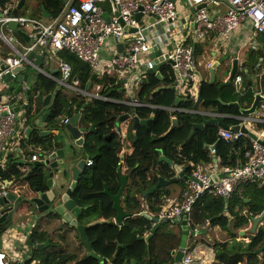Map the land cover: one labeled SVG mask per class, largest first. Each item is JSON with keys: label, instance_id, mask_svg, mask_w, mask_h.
Masks as SVG:
<instances>
[{"label": "crops", "instance_id": "obj_1", "mask_svg": "<svg viewBox=\"0 0 264 264\" xmlns=\"http://www.w3.org/2000/svg\"><path fill=\"white\" fill-rule=\"evenodd\" d=\"M11 1H16V8H18V6L22 2V0ZM45 1L46 0H24L22 3V7L19 10V15L27 16L26 14H24V12H27L30 13L28 17L44 20L52 18L53 16H51L52 14L49 12L50 10L48 11L45 6ZM191 8H187V10L181 9V12L184 13L185 16H189V14H191ZM209 8L213 12L218 11L222 13L226 12L228 9L225 3L210 5ZM190 17H193V15ZM178 31L179 34L183 37V39L181 40L191 43L195 47V51L197 54L196 57L199 72V80L196 86L193 87V93H195V97L193 98L190 97L192 93H190L186 89L181 88V85L178 81V77L170 62H166L161 66L159 70L161 72V75H157L156 73H149L150 75H155L156 77H158V80L154 81L152 87L154 86L156 88L155 93L163 91L160 92L159 97L157 98L154 95H150L141 98L140 92L143 87V84L147 80V75H149L148 73H142V71L140 70L133 76H121L116 71H110L101 74L97 73L96 76H94L95 72H93L89 66L91 79L89 80L87 87H83L81 85L79 73L77 72V70L76 73L75 70L73 71L74 77H72V79H70L69 81L71 86H65L61 85L59 82L62 77V72L58 66V60L64 59L67 62H70V64L72 65L74 64V62L72 63L68 59V57L63 56V51L48 53L46 52V50L42 52L39 48L33 51L36 55L33 56L32 61L35 63L36 60H38L39 58L40 66H38L37 68L34 67L35 70H32L33 76L35 75V79L29 80L28 82L24 83L23 88L18 92L26 95V99L24 101L15 102L18 103V107L21 106V108L19 107V110L15 109L19 119L18 128L20 129V132L17 133L16 137L17 139H19V141H17V139L15 143H13L14 140L11 141L7 160L3 165H0L2 173L6 176V179H4V177L0 175V192L2 193L4 190H7L9 192H15L11 190L10 187H8L9 185H12L11 182L13 183L17 180H21V178L24 179L30 175L29 173L31 172V169L29 167H31L33 162H36L31 160L33 154L37 153L39 155L38 161L43 159L40 145H36L33 141V139H37L38 141V137L41 134H39L38 130L35 127V129L30 132L29 127L31 126V123L28 120L22 118L24 114H28V107L26 109L22 108V105L27 101L28 98V86H30L29 89H31V93L29 94V96H33V88L37 86L41 77L52 80L56 84V89L54 91H51L49 94H55L57 92L54 96V103L52 104V106L55 104L57 96L61 92L64 93V95H66L68 99L71 100L75 99V96L77 94H81V96L85 97L87 103H91L93 100H103L98 96H107L105 94H102V89L107 83H109V80L104 82V86L96 82L97 78L105 75V77H110L111 80L119 84V87L116 89L121 92L122 98L117 99L112 97L113 101L123 105H127L130 108L129 111L115 114V121L113 123L112 128L113 133H115L114 128L119 127L120 129H122L123 134H125V139L121 140L115 133L116 138L117 140H119L120 143L118 151V156L120 157V159L118 161L119 168L117 171H119L120 169L122 174L129 175L128 185L124 193V197L122 199V205L124 209L125 206L129 208L132 207L129 198H133L138 206V211L140 212V214L153 221L151 229L146 231L143 236H140V239L149 242L151 238L155 235L156 231L160 229L165 232L172 231L174 233L179 234L181 236L182 241V237L184 235V228H186V225H183L182 221L173 220L160 223L159 227L151 235V232L153 231V228L156 225V222L153 218H156L162 209L179 202L186 187L187 179L185 177L189 175L190 170L194 167L202 168L204 170H208L211 168L214 175L221 176V172L224 167L233 166L234 164L236 165L238 162L244 161V147H246V143L250 141L252 136L248 134L246 138L241 139L242 144L226 141L229 148L227 150H224L223 144L220 143V141L223 142V140L219 137L218 134L219 129L222 127H220L218 124H211L209 127H207V133L206 131L197 130L194 137L192 138L202 144V155H200L201 152L199 151L200 154H195L191 157H188L184 154V150L185 148H187L185 144L186 141L191 140L188 134L190 135L192 126H189V131L186 136L187 140L184 139L183 142H180L178 144L177 153L169 154L162 148L158 149L159 161L157 162L155 167H150V170L147 174V178L146 180H144L142 179L139 171L136 169L130 170L129 165L127 163L128 157H130L135 150L134 140L135 137H137L138 128L140 125H146L138 124V126L135 127V117L137 116L140 120H150V118L139 117L137 112L138 107H184L190 110L186 113V115L190 116L193 122H203L205 119L213 118L210 115L203 114V112L218 111L222 114H225V116L219 118L223 122L229 125L242 123L247 126L249 131L254 133L256 136L261 135L264 132V108L260 109V105L261 103H264V99L261 101L256 112L252 114V116L254 117H260V115H262V120L250 122H245L244 120H242L240 118L241 115L238 108L234 105H229L228 103L239 101L241 107L249 108L257 95H261L262 98H264V34H254L252 31H250L249 28L241 27L232 34L230 40L223 42L221 45H219L220 42L217 40L216 37H213L211 40L203 42L195 40L196 37L194 36V27L192 25V22H189V20H185V22L179 27ZM0 32H3L7 35H12L15 38V45L21 50L24 46L30 45L32 42L31 38L29 37V28H25L24 33H22L18 31V29L11 28L10 24L4 26L0 24ZM122 46L123 45H121L120 48L119 44L115 41V39L110 40L102 51V59L107 62L112 58L114 53L123 49ZM0 51L1 56L11 54L10 47L7 45L6 42L1 39ZM152 53H154V51ZM151 54H149L148 56L150 57ZM74 57L76 56L74 55ZM74 57L72 59H74ZM198 58H201L200 64L198 63ZM235 58H237L239 61L237 67V74H241L243 77L242 82L238 86L234 81L235 77L233 78L231 84H226L227 80L231 75L233 69V60ZM146 59H142L141 66L144 65L145 61H147ZM217 62H219V64ZM214 64L216 65L215 80L214 82H212L210 68ZM27 67L29 66H26V68ZM39 67L43 71H41ZM4 83L5 84H3L0 90V96L3 100H11L12 96L15 95L14 90L17 87L18 83L16 80ZM206 84L208 85V87L216 86L220 89L221 94L216 99L218 105L214 103L209 104L206 102L207 97L204 91V89H206ZM59 85H61V89L57 90ZM44 86L47 88V85ZM106 86V88H109L110 84ZM201 86L203 87V100L200 101L198 108H195L194 105L198 98V93ZM167 90H170L173 94V101H171L170 103L165 102V100L170 98ZM49 94L42 96L41 101H43V99ZM153 98L156 100L159 99L163 103L158 105L153 104L150 102V100ZM133 99H136L139 102L148 105H132L130 104V102H132ZM184 101H189V105H181ZM149 105H152V107H150ZM222 105L227 107L224 112L219 111V107H221ZM16 106L17 105H15V108ZM52 106L48 110H45L43 112V114H45L46 112H50V114L46 116L45 123L46 127L50 130V134L47 136H53L56 138L57 133H59L60 138L62 134H65L66 130H61V132L54 130L50 126L49 119L51 117L50 115ZM40 110H42V104ZM86 110L87 105L85 104L84 107L81 108L79 113L76 114H81L79 124L87 131L85 134L87 141L83 146L84 158H86V160L88 161H94L95 159L93 156V151L86 150L85 146L88 141H92L95 145H97L101 138L99 134L96 133L97 131L94 122L89 121L88 128L81 125V121L85 116ZM76 114L73 113L71 116L67 115L65 117L71 118L73 115ZM179 114L180 113L172 111L170 113L171 119L176 117L180 118ZM126 115H128L127 118H124L123 120L119 119L121 116ZM65 117H62V120ZM213 128L217 129L215 137H213L214 135H212L213 133L211 131V129ZM172 133H175V130L169 135L173 136ZM201 136L204 137V141L200 139ZM203 142H207V145L205 147ZM208 145L213 147H209ZM160 150H163V155L168 159L173 160V163H170L165 159H161L162 154L160 153ZM11 159H13V162H17L16 168L20 176H18L16 173L14 175L12 172H10V169L8 168L9 165L7 163H9V160ZM175 164L180 165L181 170L184 171V176H180L178 170L175 168ZM23 167L28 168L26 172L22 170ZM89 168L90 167L87 166L86 170L81 173V176L85 171L87 172ZM48 170V167H44V172H48ZM160 177H163L166 180H170L174 177H177L178 179L170 181L166 185L153 189V187L158 184ZM80 181L81 177L78 184L80 183ZM153 181L154 183H152ZM24 182L25 186L23 189H25V192L29 191V188L32 189L31 191L35 190L37 186L45 188V185H43V183H46L45 181L43 182L42 180H40L38 176H32L29 180L25 179ZM252 186H254V184L245 185L243 191L237 192L235 194L236 196L234 195V197L230 200H225L224 198L214 196L217 199H223V204H218V208H220L219 218L220 216H222V218H220V221H217V223L214 222V219L216 217H213L211 219H207L205 223L196 224L195 226H193L194 210L196 209L198 203H200V205L202 206L205 202H198L195 205L192 214L187 219V225L190 231L188 232L187 247L185 248L187 250V253L191 254L193 257L192 264H215L217 261L229 262L227 256L231 257L232 255L235 256L234 259L239 260L237 264H256L255 261L257 259L259 260V263H264V208L259 214H256L250 210L251 204L254 200L255 190ZM76 188L75 190H73V198H75L74 193L76 191ZM109 190L111 191L110 187ZM21 191L19 193H21ZM130 191H132V195L130 194ZM155 192H159L158 197L153 195ZM211 196L212 195H210V197ZM21 198V195H19V200ZM126 198L127 200L125 201ZM18 208H20V210L16 212L15 219L13 223L9 226V228H11L10 230L12 231L2 233L1 235V238L3 239L1 251L6 253V264H38L42 262L45 256L56 253L57 249L65 245H67V247L64 248V252L76 254L79 259H81L86 253H91V250L86 245L85 240L83 239V236L78 230V228L69 223L63 222L64 214H42L41 212H39V210H34L31 207H28V205L24 206L23 203H21ZM80 208L81 210L78 213V222L86 226L89 225V227L85 231V234L86 239L90 241V238L88 237L89 228L91 227L90 224L98 220H105L104 222L99 224H103L108 221H106V218L104 216H99L98 218L100 219L95 217L92 219L90 218V216H94L91 215L92 213L98 211L97 209L91 210L88 206L85 208L80 206ZM147 215H149L150 217H148ZM239 216L247 217V221L244 223V225L236 227L237 217ZM127 217L128 215L124 218L123 222L125 221V219H127ZM115 218L116 216L113 218V221L118 224L115 221ZM7 221H9V219ZM118 225L122 226V224ZM62 226H67L69 231L72 230L73 235H75L76 237L75 243H60L56 241L57 235L61 232ZM191 230L194 231V233ZM238 242H243L245 245L251 243L255 244V252H253L254 257L253 255H237ZM41 244H43V247L41 249H38L37 246ZM120 245H122L121 249H119ZM126 247H128V245L119 243L116 255H119L121 251ZM179 247L180 245L172 251L173 258L171 264H175L174 251L178 250ZM188 249L189 251H191L188 252ZM92 250L95 252L93 244ZM159 256V253L147 252L145 254L144 259L145 261H148L149 259L150 261H154ZM108 260L109 261L105 264H114L113 259ZM75 263L76 261H72L67 262L65 264ZM131 264H142V260L140 258H133Z\"/></svg>", "mask_w": 264, "mask_h": 264}, {"label": "built area", "instance_id": "obj_2", "mask_svg": "<svg viewBox=\"0 0 264 264\" xmlns=\"http://www.w3.org/2000/svg\"><path fill=\"white\" fill-rule=\"evenodd\" d=\"M109 0H66L57 16L48 20L13 14L16 1H10L5 5L0 4V24L8 25L16 22L23 30L29 28V37L32 42L23 49L15 45V38L0 32V38L4 40L11 49V54L1 56L0 60L5 64L0 68V90L5 84L7 74L14 73L18 66H34L36 64L29 55L39 48L42 52L66 51L74 54L77 58L86 62L93 72L106 73L116 71L121 76H133L138 71L145 73L141 66L142 59L148 68L153 67L149 54L157 46L162 49V54L156 56L159 62H171L178 77L182 89H186L195 97L193 87L199 80L197 57L195 47L184 40H178L175 27H180L187 16L178 9L174 0H110L113 9L108 10L104 3ZM196 7L204 4L195 13L189 14V22L194 27L195 40L203 42L216 37L221 45L231 39L232 34L239 28H249L254 34H264V0H192ZM225 3L226 12L211 11L210 5ZM110 15L108 20L104 13ZM141 13L140 19L137 14ZM154 18L152 22L150 19ZM134 29V30H132ZM123 37V49L113 54L112 58L105 62L102 59V51L107 43L116 38ZM163 58V60H161ZM264 59V57H263ZM211 65V64H210ZM58 66L62 72L59 80L61 85L71 86L69 79L72 76V65L64 59L58 60ZM39 69L43 71L40 67ZM146 69V70H147ZM243 80L241 74H236L234 81L238 86ZM105 101H113L109 96H98ZM26 95L17 93L11 100H3L0 96V165L7 160L11 141L16 142L17 133L20 129L19 119L15 111L14 103L24 101ZM130 104L135 106H146L136 99ZM152 107V105H149ZM157 107V106H155ZM264 108L261 103L260 109ZM176 113H187L190 110L184 107L168 108ZM260 111V110H259ZM212 116L223 117L218 111L211 112ZM260 117L245 115V122L262 120ZM69 122V117L65 118ZM117 136L125 139L122 129L114 128ZM222 140L236 142L246 138L248 133L236 132L229 128H220L218 131ZM19 141V139H17ZM264 132L252 137L250 143L244 147V161L233 166H226L222 174L214 175L212 169L204 170L194 167L189 172L185 190L176 204L162 209L157 222L161 220H176L180 216L192 214L198 202H204L206 196H217L230 200L237 192H242L247 184L257 186L264 185ZM18 145V144H17ZM32 161L39 160L37 153L32 155ZM89 160L87 165H92ZM30 168V167H29ZM28 168L23 167L24 172ZM4 195L7 191L4 190ZM6 253L0 252V264H6ZM193 257L187 253L180 264H192Z\"/></svg>", "mask_w": 264, "mask_h": 264}, {"label": "trees", "instance_id": "obj_3", "mask_svg": "<svg viewBox=\"0 0 264 264\" xmlns=\"http://www.w3.org/2000/svg\"><path fill=\"white\" fill-rule=\"evenodd\" d=\"M9 1L11 0H0V4L5 5ZM64 3L65 0H46L45 6L48 11L50 10L49 12L52 14L51 16H57ZM73 57L74 56L68 57L72 63L74 62L73 65L71 64L73 71L75 70L76 73L77 70L81 85L83 87H87L88 82L91 79L89 65L79 58L74 57V59H72ZM72 77H74L73 72L70 79H72ZM41 79L32 91L33 96H31V102L28 106V115L30 117L34 116L40 111L42 96L47 95L56 89V84L52 80L43 77H41ZM157 80L158 77L155 75H147V80L143 84L140 92L141 98L150 95H154L157 98L159 97L160 92L163 91L155 93L156 88L154 86L152 87L154 81ZM106 81L109 82L106 85L110 84L109 88H106L107 86L104 84ZM96 82H98L100 85H105H103L104 88L102 89V94H105L111 98H122L121 92L116 89L119 87V84L111 80L110 77H105V75L102 77L100 76L97 78ZM44 85H47V88ZM205 88L206 89H204V91L207 97L206 102L209 104L214 103L218 105L216 99L221 94L220 89L216 86L208 87L207 84ZM167 92L170 98L165 100V102L170 103L173 101V94L170 90H167ZM150 102L157 105L163 103L159 99L156 100L154 98L151 99ZM85 104L87 105V110L85 112L84 118L81 121V125L88 128L89 121L94 122L97 131L96 133L99 134L101 139L97 145H95L92 141H88L85 146L86 150L93 151L95 160L93 165L90 166L89 170L82 174L81 181L76 188L74 197L77 203L83 208L88 206L91 210H98L97 212L91 214L94 215L90 216L91 219L94 217L98 218L99 216H104L108 222L103 224L98 223L89 228L88 237L93 244L97 256L88 252L81 259H79L76 254L61 252L59 254L54 253L45 256L42 262L38 264H65L72 261H76L75 264H100L99 257L113 259L114 264H131L133 258H140L142 260V264H171L173 258L172 251L180 245L181 236L172 231L165 232L159 229L149 242L140 239V236H143L146 231L151 229L153 221L144 215H141L134 199L129 198L132 207L129 208L125 206V211H127L128 217L122 223V226H119L113 221V218L117 214V211L114 208V202L109 195L103 193L105 184L109 185L113 194L118 193L121 186L117 171L119 168L118 161L120 159L118 156L120 143L119 140H117L115 133L112 132V128L115 121V114L129 111V106L114 101L103 100H93L91 103H87L85 97L81 96V94H77L75 99L71 100L61 92L57 96L56 102L51 108V117L49 119L50 126L57 131L65 130V126L62 124V117L67 115L71 116L73 113H79ZM181 105H189V101H184ZM225 109H227V107L224 105L219 107V111L224 112ZM137 112L141 118H150V122L147 125L139 126L137 137H135L134 140L135 150L133 154L128 157L127 163L130 170H138L142 179L146 180L150 167H155L159 161L158 149L162 148L169 154L177 153L178 144L186 139L192 120L190 116L186 115V113H180V127L175 131V133H172L173 136L168 135L164 137V135L169 131L172 121L170 116L171 112L168 110V108H164L163 106H157V108L138 107ZM211 131L213 133L212 135H214L213 137H215L217 129L213 128ZM33 141L36 145H40L42 155L48 153L54 148L60 147L56 138L53 136L42 137L40 135L38 137V141L40 143L37 141V139H33ZM220 143L223 144L224 150L229 148L225 140H223V142L220 141ZM235 143L242 144L241 139ZM249 143L250 141H248L246 145ZM185 144L187 148H185L184 154L188 157H191L195 154H200L201 150H203L202 144L197 142L195 139L187 140ZM200 155H202V152ZM7 164L9 165L8 168L10 169V172H12L14 175L16 173L18 176H20L16 168L17 162H13V159H11ZM30 169L31 174L24 179L21 178V180L15 181L10 186L11 190L20 192L25 186L24 180H29L32 176H38L40 180L43 182L45 181V179L42 177L44 174V168L42 166L35 165V162H33ZM0 175L6 179V176L1 171V166ZM152 183H154V181ZM43 185H45L46 188L47 184L43 183ZM252 187L255 190L254 200L251 204L250 210L256 214H259L264 208V186L259 187L254 185ZM29 190L31 191L32 189L29 188ZM130 194L132 195V191H130ZM153 195L158 197L159 192H155ZM207 197L203 198L205 203L202 206L200 203H198L196 209L194 210L193 226L196 224L205 223L207 219H211L213 217H216L214 222L217 223V221H220V218H222V216L219 218L220 208H218V204L222 205L223 199H217L214 196ZM126 200L127 198L125 201ZM246 221L247 217L245 216L237 217L236 227L244 225ZM1 226H4V224H1ZM119 243L126 244L128 247L124 248L119 255H116ZM237 246V255L241 256L253 255V252H255L254 249L256 247L255 244L251 243L245 245L243 242H238ZM190 251L188 249V252ZM147 252H156L159 253L160 256L154 261H150V259L145 261L144 258ZM231 257L227 256L229 262L217 261L215 264H237L239 260L234 259V255ZM255 263L264 264L262 262L259 263L258 259L255 261Z\"/></svg>", "mask_w": 264, "mask_h": 264}, {"label": "water", "instance_id": "obj_4", "mask_svg": "<svg viewBox=\"0 0 264 264\" xmlns=\"http://www.w3.org/2000/svg\"><path fill=\"white\" fill-rule=\"evenodd\" d=\"M24 0H22L21 4L18 6V8L14 9V14L19 15V10L22 7V3ZM176 1V0H174ZM204 6V4H200L196 7L191 8V14L195 13L197 9L201 8ZM1 15V12H0ZM141 13L137 14V18L140 19ZM104 16L110 20V15L109 13L105 12ZM190 15L185 18V20H189ZM152 22L154 21V18L150 19ZM10 27L13 29H18V31L24 33V30L19 28L18 23L16 22H11ZM134 30V29H132ZM115 41L119 44V47L121 48V45H123V37L116 38ZM123 47V46H122ZM162 54V49H159L157 46L154 48V53L150 55L151 62L153 63L152 68H148V64H144L142 68L145 70V73H150V74H157L161 75V72L159 71L161 66L166 63V61L159 62L156 56ZM35 52H32L29 55V58L32 59L33 56H35ZM163 60V58H161ZM238 59L235 58L233 60V69L231 72V75L229 79L227 80L226 84H231L233 78L237 74V67H238ZM171 63V62H170ZM219 64V62H217ZM36 66L40 64L39 58L35 62ZM0 66L1 68L5 67V64H3L2 61H0ZM147 69V70H146ZM215 69L216 65L214 64L210 68V72L212 75V82L215 80ZM32 70H35L34 66H29L26 68V66H18L15 68L14 73L17 74L16 77H13L12 74H7L5 77L6 82L14 81L16 80L18 85L14 90V94H17L24 86V83L28 82L29 80H34V76L32 73ZM96 76V74H94ZM33 77V79H32ZM30 86H28V98L27 101L22 105V108L26 109L28 107V104L31 102V96L29 94L31 93V89H29ZM61 89V85L58 86L57 90ZM57 93V92H56ZM55 93V94H56ZM55 94H49L46 96L43 101L41 102L42 104V110H40L38 113H36L34 116L30 117L28 114H24L22 116L23 119L28 120L31 122V126L29 127V131L31 132L33 129H37L39 134L41 136H47L50 134V130L46 127V116L50 114V112H46L43 114L45 110H48L52 104L54 103V96ZM264 98H262L261 95H257L254 98V101L252 105L249 108H243L240 106L239 101L236 102H231L228 103L229 105H234L238 108L240 112V118L244 115H252L253 113L256 112L258 106L260 105L261 101ZM10 100V99H7ZM203 100V87H200L199 93H198V98L196 100V103L194 105L195 108H198L200 101ZM14 105L16 106V110H19L21 106L18 107V103H15ZM205 115H211V112H203ZM80 117L81 114H76L73 115L70 119V122L65 125V134H62L59 138V133H57L56 140L59 143L58 148H54L50 150L48 153L43 154L42 157L43 159L40 161H36L35 165H40L43 168L48 167L49 170L48 172H44L42 177L46 181V188H41L37 186L35 190L33 191H27L25 192L23 189L21 193L19 192H9L4 195L3 193L0 192V250L2 248V242L3 239L1 238L2 233L10 232L11 228L9 226L13 223L15 219L16 212L20 210L18 208L21 203L23 205H28V207H31L34 210H39V212L43 213H56V214H64L63 216V222L64 223H69L73 226H76L80 233L83 236V239L85 240L86 245L88 248L92 251V253L97 256V254L92 250V244L91 242L86 239V234L85 231L89 227L83 224H80L78 222V213L80 212L81 208L78 205L77 201L75 198H73V190H75L76 186L78 185V182L81 177V173L86 170L87 168V160L84 158V151H83V146L85 145L87 138L85 137L86 134V129L80 126ZM128 115L126 116H121L119 119L123 120L124 118H127ZM213 118L211 119H205L203 122H191V132L189 135V138L192 139L196 133L197 130L201 131H206L207 127H209L211 124H218L222 128H231L232 130L239 132L243 131L245 133H248L252 137L256 138L257 136L250 132L247 126L244 124H233L229 125L222 120H220L219 116H212ZM150 122L149 119L147 120H140L137 116L135 117V127L138 126V124H148ZM19 127V126H18ZM35 127V128H34ZM180 127V120L178 117L172 119V125L169 129V131L164 135V137L168 136L171 132L176 131ZM19 129V128H17ZM209 130V129H208ZM62 132V131H61ZM60 132V133H61ZM207 133V131H206ZM201 140L204 141V137H200ZM204 143V142H203ZM264 144V143H263ZM207 145V142L204 143V147ZM64 146V147H62ZM209 147H213L208 145ZM160 153L162 154L161 159H165L170 163H173V160L168 159L163 155V150H160ZM175 168L178 170L180 176H184V171L181 170V167L179 164H175ZM119 174H120V182L121 186L118 191V193L113 194L109 190V186L105 185V189L103 190L104 193L110 195L114 202L115 209L117 210V215L115 218V221L118 224H122L124 218L128 215L127 212L125 211L123 205H122V199L124 197V193L126 191L127 185H128V180H129V175H125L121 173V170L119 169ZM31 174V173H29ZM28 174V175H29ZM188 175L185 177L188 179ZM177 177H174L170 180H166L163 177H160V180L158 184L153 187V189H156L160 186L166 185L170 181L177 180ZM18 181V180H17ZM14 183V182H13ZM11 182V184H13ZM10 187V185L8 186ZM19 195H21V199L19 200ZM150 217L149 215H147ZM264 216V214H263ZM10 217V218H9ZM9 219V221H7ZM187 215L180 216L177 221H182L183 225H186V228H184V235L182 237V241L180 244V247L178 250L174 251L175 255V264H179L185 254V248L187 247V237H188V232L189 227L187 225ZM105 220H98L96 222H93L90 224V226H93L98 223H102ZM166 221H171V220H161L159 223H157L153 231L151 232V235L156 231V229L159 227L160 223L166 222ZM1 224H4V226H1ZM192 231V230H191ZM194 233V231H192ZM148 238V237H147ZM43 247V244L38 245L37 248L41 249ZM122 245L119 246V249H121ZM101 264L107 263L109 260L103 257H99Z\"/></svg>", "mask_w": 264, "mask_h": 264}, {"label": "rangeland", "instance_id": "obj_5", "mask_svg": "<svg viewBox=\"0 0 264 264\" xmlns=\"http://www.w3.org/2000/svg\"><path fill=\"white\" fill-rule=\"evenodd\" d=\"M176 4H177L178 9H180V10L181 9L187 10V8H191L193 6L192 0H177ZM104 5L106 6V8L108 10H112V8H113L112 2L110 0L108 2H106V3H104ZM24 14H26L27 16L30 15V13H27V12H24ZM178 30H179V27L176 26L174 31L178 34L177 39L181 40V39H183V37L179 34ZM62 55L65 56V57L74 56L72 53L65 52V51L62 52ZM196 56H197V54H196ZM200 62H201V58H198V63L200 64ZM56 241L60 242V243L73 244V243L76 242V237H75V235H73L72 230L71 231L68 230L67 226H62L61 227V232L58 233ZM65 247H67V245L62 246L61 248L57 249L56 253L59 254L61 252H64L65 251V249H64Z\"/></svg>", "mask_w": 264, "mask_h": 264}, {"label": "clouds", "instance_id": "obj_6", "mask_svg": "<svg viewBox=\"0 0 264 264\" xmlns=\"http://www.w3.org/2000/svg\"><path fill=\"white\" fill-rule=\"evenodd\" d=\"M15 9H16V8H15ZM13 11H14V10H13ZM0 12H1V11H0ZM13 14H14V12H13ZM9 24H10V23H9ZM19 28H20V26H19ZM21 29H22V28H21ZM0 39H1V38H0ZM1 40H2V39H1ZM3 41H4V40H3ZM4 42H5V41H4ZM0 61H1V60H0ZM3 64H4V63H3ZM0 68H1V67H0ZM95 74H97V73H95ZM5 81H6V80H5ZM12 97H13V96H12ZM14 107H15V105H14ZM65 118H67V117H65ZM65 118L62 120V124H63L64 126L67 124V123L64 122ZM70 119H71V118L69 117V122H70ZM69 122H68V123H69ZM37 161H38V160H37ZM87 162H88V160H87ZM93 162H94V161H93ZM86 165H87V164H86ZM92 165H93V164H92ZM87 166L90 167L91 165H87ZM6 191H7V190H6ZM3 192H4V191H3ZM3 192H2V193H3ZM7 193H8V191H7ZM3 194H4V193H3ZM153 219H154V221L156 222V224L160 222V221L157 222V217H156V218H153ZM154 224H155V223H154ZM186 251H187V250H186ZM0 252H1V250H0ZM91 253H92V251H91ZM184 255H185V254H184ZM179 264H180V263H179Z\"/></svg>", "mask_w": 264, "mask_h": 264}]
</instances>
